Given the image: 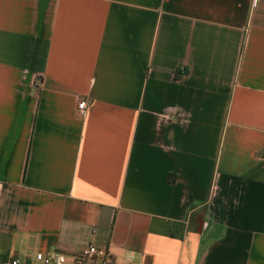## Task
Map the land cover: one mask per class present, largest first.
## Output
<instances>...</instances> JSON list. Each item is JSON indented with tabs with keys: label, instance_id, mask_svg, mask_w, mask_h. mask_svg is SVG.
<instances>
[{
	"label": "crops",
	"instance_id": "crops-1",
	"mask_svg": "<svg viewBox=\"0 0 264 264\" xmlns=\"http://www.w3.org/2000/svg\"><path fill=\"white\" fill-rule=\"evenodd\" d=\"M89 244L264 264V0H0V261Z\"/></svg>",
	"mask_w": 264,
	"mask_h": 264
},
{
	"label": "built area",
	"instance_id": "built-area-1",
	"mask_svg": "<svg viewBox=\"0 0 264 264\" xmlns=\"http://www.w3.org/2000/svg\"><path fill=\"white\" fill-rule=\"evenodd\" d=\"M87 99L81 98L77 105V113L80 116H85L88 112ZM36 259L41 260L43 264H124L117 260L108 258L107 250L99 248L94 244H89L76 257L70 258L62 252L43 253L38 252ZM10 264H20L18 259H14Z\"/></svg>",
	"mask_w": 264,
	"mask_h": 264
},
{
	"label": "rangeland",
	"instance_id": "rangeland-1",
	"mask_svg": "<svg viewBox=\"0 0 264 264\" xmlns=\"http://www.w3.org/2000/svg\"><path fill=\"white\" fill-rule=\"evenodd\" d=\"M3 253H5V252L0 250V257H2ZM30 253H31V257H30L28 264H43L41 260H37V259L32 258L33 253H34V255L36 254L35 250L31 249ZM0 264H2V261H0Z\"/></svg>",
	"mask_w": 264,
	"mask_h": 264
}]
</instances>
